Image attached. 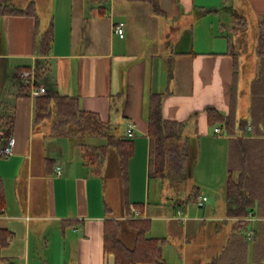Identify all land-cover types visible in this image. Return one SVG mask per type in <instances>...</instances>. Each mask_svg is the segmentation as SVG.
<instances>
[{
    "label": "crops",
    "instance_id": "obj_1",
    "mask_svg": "<svg viewBox=\"0 0 264 264\" xmlns=\"http://www.w3.org/2000/svg\"><path fill=\"white\" fill-rule=\"evenodd\" d=\"M55 1H11L20 8L36 5L38 28L31 17H0V151L9 136L15 140L12 156L0 154L6 200L0 230L12 234L9 245L0 249V264H116L115 256L105 250V221L130 219L125 209L116 214L115 206L107 201L104 174L95 176L83 159L82 143H73L83 138L53 135L51 120L35 124L36 98L27 94L21 73L35 68L39 59L36 44L51 27L54 38L47 57L48 80L42 78L38 84L45 86L46 93L77 96L82 110L98 114L116 137L129 138L128 129L133 126L134 153L129 162L132 218H139L133 205L143 204V219L152 224L148 237L167 240L160 264H187L188 257L180 252L178 242L172 241L173 236L184 238L188 248L189 235L197 240L199 234L196 222L205 225L224 211L211 207L203 215H189V206L180 199L171 204L172 210L167 204H152L151 186L158 178L150 176L148 102L152 95L163 94L164 118L184 123L183 139L199 141L197 159L191 168V162L188 164L193 181L190 194L193 188L200 192V187L227 182L230 142L240 137V132L236 136L216 133L208 124L206 110L215 108L228 115L234 78L232 52L239 56L247 50V34L232 31L235 15L245 18L244 31L256 26L259 30L264 0H160L166 13L161 16L142 2L85 0L94 6L83 8L82 4L75 10L73 5L57 7ZM225 7L232 27L225 24ZM120 23L124 24L123 38L114 32L115 24ZM258 34L254 33L249 48L253 57H258ZM250 106L251 101L247 118ZM243 136L263 138L255 136L254 128ZM115 155L118 158L112 148L110 156ZM206 158L210 162L204 167ZM58 164L62 175L55 172ZM117 165L120 174L119 161ZM120 183L124 207L121 175ZM151 205H155L153 210ZM257 219L246 220L254 224ZM189 222H194L190 228ZM123 233L122 241L132 248L135 238L128 246ZM254 253L250 248L246 264L254 263ZM217 256L200 264H212Z\"/></svg>",
    "mask_w": 264,
    "mask_h": 264
},
{
    "label": "trees",
    "instance_id": "obj_2",
    "mask_svg": "<svg viewBox=\"0 0 264 264\" xmlns=\"http://www.w3.org/2000/svg\"><path fill=\"white\" fill-rule=\"evenodd\" d=\"M12 0H0V17L21 16L35 19L38 28L40 20L34 3L26 8L12 4ZM101 3L108 0H93ZM142 2L151 6L154 14L165 15L160 0H117ZM235 25L232 31L237 33L247 26L245 18L235 15ZM54 31L51 27L36 44L39 59L35 65L36 83L48 74L49 60L53 45ZM256 53L264 61V17L259 24ZM234 56V78L231 87L230 111L228 115L220 113L215 108H207L208 124L211 128L221 130L232 138L230 142V162L225 189L226 221H235V230L227 240L222 253L213 260L212 264H246L248 251L253 248L254 264H264V65L253 80L251 86L250 118L238 120V56ZM264 64V63H263ZM29 70L30 68H26ZM24 87V86H23ZM25 88V87H24ZM27 94L29 90L26 89ZM30 95V94H29ZM46 120L52 121L53 135H71L78 138H102L105 145L92 147L80 145L83 159L92 168L95 176H103L104 165L109 158L112 148L116 149L120 175L123 185V200L125 215L129 220L120 221L108 219L104 226V243L107 253L113 254L116 264H160L163 262L162 250L166 239H153L148 235L152 224L143 219L144 205L134 204L139 218H132L129 200V162L133 156V141L131 138L116 137L112 134L111 126L103 122L99 115L83 111L77 96H65L58 92L48 91L37 97L35 102V124ZM254 128L255 136L263 138H244L248 128ZM148 136L150 139V176L170 183L172 189L180 192V187L188 183L191 172L188 169L194 165L198 150V139L184 138V123L166 120L163 116V94H154L148 102ZM78 131V132H77ZM5 189L0 178V215L6 209ZM199 190L192 189L186 200L181 202L188 205L197 202ZM180 201V200H178ZM180 203V202H179ZM181 205V204H180ZM249 215L257 219L256 223L246 220ZM135 231V244L127 247L121 239L124 225ZM125 225V226H126ZM249 235H252L251 237ZM12 238L8 230H0V249L7 247Z\"/></svg>",
    "mask_w": 264,
    "mask_h": 264
},
{
    "label": "rangeland",
    "instance_id": "obj_3",
    "mask_svg": "<svg viewBox=\"0 0 264 264\" xmlns=\"http://www.w3.org/2000/svg\"><path fill=\"white\" fill-rule=\"evenodd\" d=\"M57 2L54 3L55 6L65 9L70 6H74L75 10H80L81 7L87 8L89 5L94 6V4L86 3L85 0H57ZM47 3L44 2L43 10L46 11ZM61 4L63 6H61ZM83 4V6H81ZM81 6V7H80ZM229 7V6H227ZM228 9L223 8L222 14L227 17L226 23L228 27H232L231 24V16L230 14H227ZM252 24V23H251ZM253 26V24L251 25ZM245 29H242L243 33H246V47L247 50L245 51V55H239L238 56V120L247 118L246 115L249 112V105L251 101V83L253 79L256 77V75L260 72L261 66L264 65V61L260 60L258 57L251 56L250 46L251 42L255 40V36H257L259 30L258 27L256 28H249L246 31ZM255 33V36H254ZM162 49L164 48L163 45H161ZM157 62V61H156ZM155 62V65L157 66ZM164 61L160 62V74L161 79H163L164 76V68H163ZM166 64V63H165ZM53 65V63H52ZM150 66V64H149ZM116 71V68H115ZM150 71V68L148 72ZM46 74L43 78V82H45L47 79ZM150 75V74H149ZM149 87V85H148ZM190 131L192 129L190 128ZM78 132V131H77ZM83 138V137H82ZM74 144H86L92 147H98L105 145L107 141H105L102 138H90V137H84L81 141H73ZM211 145L209 146V148ZM213 150H218L217 148H210ZM216 152V151H215ZM208 158L204 159V167L207 166V164L210 162L207 161ZM118 158L116 155L110 156V159L107 160L106 165L104 166V180L106 182V197L107 201L115 206L116 214L121 215L123 213L124 207L122 203V187L120 183V174L118 170ZM207 161V162H206ZM117 162V164H115ZM202 166V165H201ZM198 168H196V171ZM206 170V169H205ZM207 177H209L206 172ZM213 176V175H212ZM210 176V177H212ZM103 180V182H104ZM193 185L192 179L188 181V184L184 187L181 186L180 192H176L174 189L171 188L170 183L166 180L161 179H155V181L152 183L151 186V201L152 204H160L163 203L164 205L167 204L168 208L172 210L171 204L175 202L176 200H185L188 198L190 194L191 187ZM211 187V188H210ZM225 189H226V181L221 185L219 183H213L209 187H200V192L202 195H205L208 197L209 201L206 203V206L201 208L198 206L195 202H190L188 204L189 206V215L191 214H205L206 210L213 207L214 210L220 211V213H223L222 216H219L217 220L211 221L208 220L205 225L202 224V222H196L198 225L199 232L196 231L198 236H196L197 240H193L191 235H189L188 241V248H186L185 239L177 236H173L172 241H177L179 245L180 252H183L188 257V263L187 264H200L205 263L208 260H211L213 257L219 255L222 253L223 247L226 244L227 240L229 239L230 235L235 230V223L234 222H224V217L226 216L225 209ZM9 194L12 195V192L9 191ZM155 205H151V209L153 210L155 208ZM221 217V218H220ZM194 222H189V228L191 227V224ZM217 225L219 227H217ZM180 227L184 226V223H180ZM52 226H49L47 230L49 232L52 231ZM220 229V230H218ZM122 231L123 233V239L128 244V246H132L134 243V231L130 229L129 227L123 226ZM175 235L177 232L172 231ZM49 237V236H48ZM185 247V248H184ZM40 257L42 258V254H40ZM186 259V258H185ZM253 260V259H252ZM251 260V261H252ZM251 264H254L253 261Z\"/></svg>",
    "mask_w": 264,
    "mask_h": 264
},
{
    "label": "built area",
    "instance_id": "obj_4",
    "mask_svg": "<svg viewBox=\"0 0 264 264\" xmlns=\"http://www.w3.org/2000/svg\"><path fill=\"white\" fill-rule=\"evenodd\" d=\"M114 32L120 36L121 38L124 37V24H115L114 26ZM21 80L22 84L25 87V89L29 90L30 96H33L35 98L43 96L46 94V88L45 86L39 85L36 83V74H35V68H32L30 70H24L21 73ZM216 133H221V130L219 128L215 129ZM248 132H252V128H248ZM128 137H133V126H130L128 129ZM14 146H15V140L9 136L6 142V145L2 148L0 151V154L5 157H10L14 153ZM55 172L57 175H62L63 169L60 164H58L55 168ZM208 202L207 196H199L197 199V204L199 207L203 208L206 203ZM249 220H252V216H249ZM250 237L252 235H249Z\"/></svg>",
    "mask_w": 264,
    "mask_h": 264
}]
</instances>
